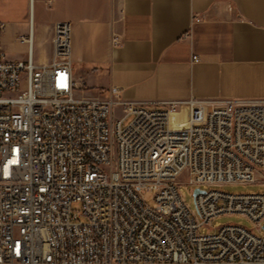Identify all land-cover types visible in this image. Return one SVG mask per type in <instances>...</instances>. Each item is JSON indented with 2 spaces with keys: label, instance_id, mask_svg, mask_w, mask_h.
I'll list each match as a JSON object with an SVG mask.
<instances>
[{
  "label": "built area",
  "instance_id": "2783aa9c",
  "mask_svg": "<svg viewBox=\"0 0 264 264\" xmlns=\"http://www.w3.org/2000/svg\"><path fill=\"white\" fill-rule=\"evenodd\" d=\"M4 31L0 264H264V194L214 189L264 185V100L151 108L117 88L81 96L69 23L53 26L48 64H36L33 34L27 61H9ZM184 174L193 194L204 191L196 211L181 195ZM225 215L254 229L200 231Z\"/></svg>",
  "mask_w": 264,
  "mask_h": 264
},
{
  "label": "crops",
  "instance_id": "0c3cea01",
  "mask_svg": "<svg viewBox=\"0 0 264 264\" xmlns=\"http://www.w3.org/2000/svg\"><path fill=\"white\" fill-rule=\"evenodd\" d=\"M0 10L9 61H27L31 34L36 59L38 28L48 64L53 26L65 22L87 27L86 62L108 94L151 108L264 100V0H0Z\"/></svg>",
  "mask_w": 264,
  "mask_h": 264
},
{
  "label": "rangeland",
  "instance_id": "374dc122",
  "mask_svg": "<svg viewBox=\"0 0 264 264\" xmlns=\"http://www.w3.org/2000/svg\"><path fill=\"white\" fill-rule=\"evenodd\" d=\"M11 20L7 15V12L0 10V22L9 23ZM72 32H71V48H72V62L74 65V72L76 74L77 80L79 82H84L85 89L80 91L81 96L85 97H99V98H106L108 97V92L102 88L95 81L94 77L96 76L94 71H92L93 66L86 62V44H85V34L87 27H83L80 25L72 24ZM40 30L37 28L36 31V39H35V46H36V64H39L40 59L43 57H47L48 52L46 47L50 45L49 38L46 39V43L44 42V38L41 36ZM25 88V84L22 85V89ZM116 118L119 119L122 116L121 108H116L115 110ZM179 181L181 182V195L184 201L188 204L191 210L196 211L195 203H194V194H193V187L188 184V179L186 174L180 177ZM219 191H222L226 194H233V195H240V194H264V185L261 184H234V185H224L221 187H215ZM145 203L151 207L155 208L156 202L154 200L153 194H147L144 196ZM236 225L242 224L244 227L248 229H254L252 223L243 218L241 216L236 215H225L221 216L215 220H213L209 227L201 229L200 231L204 234L214 233L215 227L218 226H226V225Z\"/></svg>",
  "mask_w": 264,
  "mask_h": 264
},
{
  "label": "water",
  "instance_id": "95a60500",
  "mask_svg": "<svg viewBox=\"0 0 264 264\" xmlns=\"http://www.w3.org/2000/svg\"><path fill=\"white\" fill-rule=\"evenodd\" d=\"M199 193H204V191H201L200 189H195V191H194V196H196L197 194H199Z\"/></svg>",
  "mask_w": 264,
  "mask_h": 264
}]
</instances>
